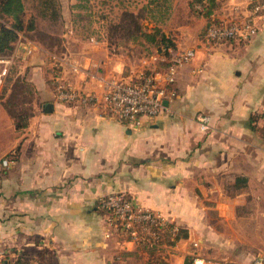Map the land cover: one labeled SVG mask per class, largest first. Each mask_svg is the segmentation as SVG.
Wrapping results in <instances>:
<instances>
[{"label":"crops","instance_id":"obj_1","mask_svg":"<svg viewBox=\"0 0 264 264\" xmlns=\"http://www.w3.org/2000/svg\"><path fill=\"white\" fill-rule=\"evenodd\" d=\"M172 9L167 61L188 49L194 55L176 69L175 97L138 126L99 102L54 97L56 54L59 77L77 90L100 96L101 80L131 78L121 76L122 62L102 42L71 44L67 29L57 53L19 34L17 74L36 93L22 132L10 134L13 124L0 120V159L19 146L0 164V252L8 264H185L199 256L192 242L221 249L234 263L264 257V12L248 39L215 42L206 28L242 21L247 0H224L209 17L184 5ZM19 39L35 50L27 54ZM166 67L149 74L160 78ZM198 113L209 117L208 131L199 129ZM114 192L162 214L187 237L154 253L129 241L98 205Z\"/></svg>","mask_w":264,"mask_h":264},{"label":"rangeland","instance_id":"obj_2","mask_svg":"<svg viewBox=\"0 0 264 264\" xmlns=\"http://www.w3.org/2000/svg\"><path fill=\"white\" fill-rule=\"evenodd\" d=\"M22 1L24 4V20L26 22L32 19L34 28L19 34L37 41L43 48L52 52L60 51V35L63 30H69L66 34L70 36H68L67 40L69 39L71 44L76 42V40L86 43L90 38H93V40L102 42V46L106 48L110 57H113L115 61L117 59L122 62L121 76H131L133 79L140 77L146 71L149 74L152 68L155 71H161L165 68L169 62L167 61L168 58L165 59L164 54L166 52L169 54V48L165 50L163 45L149 43L141 36L132 38L125 34L126 31L117 28L122 23L125 12H132L138 15L143 32L151 33L157 30L167 36L170 35L169 29L172 28L173 23L177 20V16H172L171 14L173 6L184 5L188 8L190 15L205 16L204 13L207 10V6L209 7L210 5L209 0H202L201 3L206 6L205 8L199 2L193 5L195 0H54L57 4V12L61 13L60 18L54 19L49 16L50 10L45 12L44 0ZM223 1L213 0L212 11L216 10ZM0 22L9 25V20L6 18H1ZM18 61L19 59L14 57L8 75L9 79L4 81L0 88V120L4 116L8 122L13 124L12 127L7 126L10 134H12V129L19 133L14 127L12 112H32L36 93L29 81L23 80L24 83H22L20 76L16 77ZM1 126L6 127L0 123ZM2 130L3 128L1 127V136L4 134ZM163 217L169 226L171 224L174 228L179 229L175 223L170 222L165 216ZM191 245L193 247V251L191 250L192 254L197 253L199 256L190 255L186 258L189 264H194L193 261L196 257H207L205 260L211 261L227 260L230 263L236 262L231 257L224 258L222 252H219L221 249L211 248L209 250L205 246L199 243L194 244L193 242ZM163 246L165 245L162 244L158 249H163ZM205 251L207 253H204ZM0 257L3 259L7 258L3 253ZM240 262L242 264L252 263V261L250 263L245 260Z\"/></svg>","mask_w":264,"mask_h":264},{"label":"built area","instance_id":"obj_3","mask_svg":"<svg viewBox=\"0 0 264 264\" xmlns=\"http://www.w3.org/2000/svg\"><path fill=\"white\" fill-rule=\"evenodd\" d=\"M247 1L250 5V12L242 21L231 24L211 23L205 31L206 39L220 42L238 38L248 39L254 35L256 32L254 17L264 12V0ZM24 39H19L18 45L21 44L23 49L30 54L35 50L36 45ZM193 55L194 51L191 49L178 53L170 60L160 78L155 74L143 73L144 75L141 74L136 79H103L100 82L102 87L100 96L74 89L64 82L59 77L61 61L53 55L54 97L58 101L84 105L99 102L109 114L124 119L133 126H138L143 118H154L165 109L164 100L170 101L175 97L176 69ZM14 57H16V52L7 57H0V88L10 73ZM74 70L76 71V68ZM195 120L201 131L209 130V117L206 114L198 113ZM1 164L6 165L7 161L4 159ZM98 205L105 212L108 225L138 245L155 246L165 231L173 233L176 230L167 224L166 219L160 213L137 204L125 193L107 194L99 200ZM0 256H2L1 252ZM4 262H6L5 259L0 257V264ZM193 262L194 264H234L227 260L211 261L199 257H196ZM251 264H264V257L256 256Z\"/></svg>","mask_w":264,"mask_h":264},{"label":"trees","instance_id":"obj_4","mask_svg":"<svg viewBox=\"0 0 264 264\" xmlns=\"http://www.w3.org/2000/svg\"><path fill=\"white\" fill-rule=\"evenodd\" d=\"M153 1V0H152ZM196 2H199L203 8L206 6L201 3L202 0H195L193 5L196 4ZM210 5L207 6V10L205 11L204 15L209 17L212 14V8H213V0H209ZM45 5V12H49V16L58 19L60 18V12H57L56 2L54 0H44L43 1ZM0 17L6 18L9 20V25H5L2 22H0V57H7L12 55L15 50V43L18 39L20 32H26L30 31L34 28L33 20L30 19L25 22L24 20V4L22 0H0ZM117 28L126 31L125 34L132 38L137 37H143L146 41L149 43H154L158 45H163V47L166 49L173 48L174 44L170 40L169 37H167L164 33H160L157 30H154V32L146 33L143 32L141 29V25L138 20V15L133 14L132 12H125L123 16V21ZM65 30L62 31V34ZM62 34L60 35V45L62 47ZM60 45H54V46H60ZM55 47V48H58ZM61 50V49H60ZM58 52V51H57ZM165 58L169 57V54L167 52L164 54ZM145 74H148V72H144ZM16 77H19L22 79V83L24 81H27L24 76H21L19 74H16ZM9 78L7 77L5 81H7ZM24 80V81H23ZM33 110V109H32ZM33 112L30 113H14L12 112V118L14 127L17 131L22 132L28 125V120L32 116ZM19 146L13 148L6 156H4L2 159H0V164L2 160H11L10 157L16 156V152H18ZM170 226L173 227V225L170 224ZM187 237V231L185 229H176L175 232L171 233L169 231H165L159 243L155 246H148V245H140L142 248L146 249L148 252L154 253L159 246L166 245V246H172L175 244L176 241L186 238ZM4 264H7V262H4ZM14 264H21L18 260ZM185 264H189L185 259Z\"/></svg>","mask_w":264,"mask_h":264},{"label":"water","instance_id":"obj_5","mask_svg":"<svg viewBox=\"0 0 264 264\" xmlns=\"http://www.w3.org/2000/svg\"><path fill=\"white\" fill-rule=\"evenodd\" d=\"M163 103H164V105H167V100H164Z\"/></svg>","mask_w":264,"mask_h":264}]
</instances>
